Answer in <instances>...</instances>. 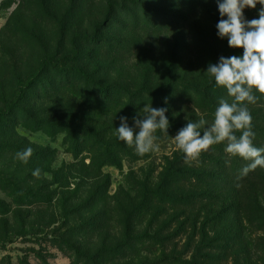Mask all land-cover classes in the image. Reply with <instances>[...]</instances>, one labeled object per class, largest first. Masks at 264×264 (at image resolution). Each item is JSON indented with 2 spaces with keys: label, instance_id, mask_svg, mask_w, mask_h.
Segmentation results:
<instances>
[{
  "label": "rangeland",
  "instance_id": "1",
  "mask_svg": "<svg viewBox=\"0 0 264 264\" xmlns=\"http://www.w3.org/2000/svg\"><path fill=\"white\" fill-rule=\"evenodd\" d=\"M261 7L245 8L244 17L258 18ZM220 19L217 0H0V201L11 206L0 214V260L92 264L77 252L91 257L100 249H116L100 264L191 259L203 217L195 230L190 217L200 205L154 201L146 213H133L166 170L204 169L176 147L181 128L173 122L212 124L198 108L202 95L189 87L203 89L212 79L205 73L209 63L230 48L217 36ZM97 83L109 86L111 101L95 93ZM217 89L218 104L232 102L225 88ZM146 104L168 109L169 128L154 133L158 151L139 155L116 129L121 116L132 127ZM29 147L27 163L16 158ZM259 186L255 181L251 188ZM13 189L25 203L39 194L49 201L16 207ZM171 191L197 190L179 182ZM236 227L235 261L222 264H264V234ZM144 233L168 240L163 247L137 244L122 258L129 237ZM164 254L180 261H163Z\"/></svg>",
  "mask_w": 264,
  "mask_h": 264
},
{
  "label": "trees",
  "instance_id": "2",
  "mask_svg": "<svg viewBox=\"0 0 264 264\" xmlns=\"http://www.w3.org/2000/svg\"><path fill=\"white\" fill-rule=\"evenodd\" d=\"M242 55V48L230 49L225 46L221 54H219V57H242ZM96 86L95 93L101 95L104 102L111 101L113 93L109 90V86L102 83H97ZM217 88L220 87L215 84L214 78L207 82L203 89L189 87V91L194 90V93L202 95L203 100L198 104V108H205L206 118L212 123L214 120V112L219 106L217 103ZM190 93L192 94V91ZM253 94L258 97L257 101L254 104L247 105L252 116V130L255 132L253 144L257 148H264V95H261L255 90H253ZM132 98L133 95H130L128 98L129 101ZM173 123L176 128L184 127V125L179 126L177 121ZM57 126L70 133L74 131V127L71 124L58 123ZM85 132L91 134L89 130ZM235 134L239 136L241 132L237 131ZM226 143L225 141L212 145L207 151H203L199 155L196 160L200 163L199 167L204 169L166 170L156 190H147L140 195L141 201L133 213L137 216L146 213L150 204L154 201L159 203H172L176 206L183 204L191 208H194L196 205L201 206V212L204 215H201L199 210L198 215L192 214L190 217L192 218L191 222H193V230L196 229L199 219L203 217L199 234L200 238L197 241L198 246L194 249L191 259L184 261L182 264H222L224 261L228 262L229 258L235 256L236 225L238 223L241 231H247V235L253 233L264 234V168L257 167L246 176L238 178L241 169L246 167L250 161H245L240 157L230 156V154L225 152ZM89 146L93 147V144ZM255 181L260 184L257 190L251 188V185ZM179 182L189 183L197 191L195 193H189L188 195L172 193L171 188ZM247 188L249 190L245 191ZM11 195L16 196L14 202L16 207L26 204L31 206L34 203L41 205L49 201L48 199L46 200V195L39 194L37 201L25 203L22 199V191L18 189H13ZM179 198L181 199L179 200ZM10 208L11 206H7L4 201H0L1 215L8 214L11 211ZM192 236L194 234H191ZM166 240L145 233L137 237H129V241L121 247L125 250L121 253V257H129L131 252L135 253L137 244L147 242L153 247L156 245L163 247ZM115 250L100 249L91 257L80 254L79 251L77 254L83 258V262L87 263L96 260L92 264H100L101 261H107L109 258H112L111 252ZM163 257V261L170 263L172 261H180V258L177 256L174 257L164 254ZM233 260L235 261V259ZM0 264L13 263L10 260H0Z\"/></svg>",
  "mask_w": 264,
  "mask_h": 264
},
{
  "label": "clouds",
  "instance_id": "3",
  "mask_svg": "<svg viewBox=\"0 0 264 264\" xmlns=\"http://www.w3.org/2000/svg\"><path fill=\"white\" fill-rule=\"evenodd\" d=\"M257 4L262 6L258 18L247 20L243 10L255 9ZM217 5L221 17L216 24L217 36L227 38L230 48H242L243 55L220 56L218 63H209L205 73L214 78L217 86L226 89L232 102L220 98L210 126L205 127L207 121L204 119L197 122L188 120L174 139L176 147L185 154L186 162L196 160L210 146L226 141V153L250 161L241 169L238 177L241 178L257 167L264 168V148L253 144L255 132L247 106L258 99L253 90L264 95V0H217ZM167 111L165 107L153 108L146 104L133 117L132 127L128 118L121 116L120 126L116 129L118 138L128 146L134 145L139 155L158 151L154 133L158 129L167 133ZM237 131L241 132L239 136L235 134ZM32 155L33 149L29 147L17 152L16 158L27 163ZM33 175L38 177L40 169H35Z\"/></svg>",
  "mask_w": 264,
  "mask_h": 264
}]
</instances>
